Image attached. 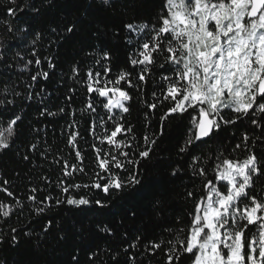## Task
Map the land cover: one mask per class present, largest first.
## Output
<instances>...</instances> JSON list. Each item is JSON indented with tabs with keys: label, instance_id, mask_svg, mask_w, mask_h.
<instances>
[{
	"label": "snow or ice",
	"instance_id": "1",
	"mask_svg": "<svg viewBox=\"0 0 264 264\" xmlns=\"http://www.w3.org/2000/svg\"><path fill=\"white\" fill-rule=\"evenodd\" d=\"M154 3L151 16L109 26L101 23L98 14L115 12L117 0H0V26L9 34L7 39L0 38V65L13 70V61L23 59L14 50L29 49L32 59L23 67L29 72V88L31 82L48 81L57 68L56 55L40 52L38 45L50 52L74 37L91 41L83 60L73 57L60 77L73 85L82 84L86 94L82 106L39 110L41 117L69 118L67 127L72 131L66 147L72 159H65L61 150L52 161L59 165L60 174L55 180L39 175L40 183L28 188L26 199L35 205L36 217L60 206L96 209L106 217L121 201H128L127 214L135 217L147 184L143 161L151 160L157 136L164 134V122L175 119L184 132L169 183L188 177L183 195L190 207L186 220L177 216L162 228L159 239L146 242L144 250L153 256L162 251L164 264H264V0ZM52 9L60 15L56 22L48 19ZM68 91L74 94L75 87ZM45 93V88L28 91L24 99L32 101ZM9 95L22 93L0 80V152L14 145L23 119ZM134 99L143 105L146 127L153 113L163 108L159 133L137 140L135 126L126 120ZM81 120L98 141L90 144L91 174L79 142ZM237 125L243 130L239 136L231 132L235 143L226 155L218 137ZM97 128L102 132L97 133ZM37 148L32 143L29 151ZM46 152L41 153L45 159ZM22 159L31 162L32 158L25 154ZM77 175L87 182H76ZM46 188L58 190L57 195L48 191L41 196ZM0 193L13 198L12 203L0 201V217L13 215V204L21 210L25 206L15 198L12 180L2 173ZM150 195L152 211L162 218L172 190L160 186ZM51 223L49 219L42 226L45 234ZM95 229L114 234L107 219L98 220ZM18 231L12 227L0 232V245L16 247ZM141 240L137 235L124 252L138 250ZM99 255L92 251L88 260L95 264ZM136 258L128 255L129 264H135ZM71 264H80L78 253L71 256Z\"/></svg>",
	"mask_w": 264,
	"mask_h": 264
},
{
	"label": "trees",
	"instance_id": "2",
	"mask_svg": "<svg viewBox=\"0 0 264 264\" xmlns=\"http://www.w3.org/2000/svg\"><path fill=\"white\" fill-rule=\"evenodd\" d=\"M155 7L154 0H117L115 12H105L98 16L101 23H106L109 26L119 25L122 20L151 16ZM48 19L53 22L58 21L60 19L58 10H50ZM8 36L9 34L5 33L3 27L0 26V38L7 39ZM89 43L91 41L86 37H74L63 43L58 51L53 48L50 52H45L44 45H38L40 52L56 55L57 68L48 81L31 82V88L28 87L29 72L23 70L25 62L32 59L29 49L14 50L19 51L23 59L17 57L13 61L15 65L13 70H8L0 65V73H3L0 75V80L22 93L19 97L9 95L8 98L16 101L18 114L23 118L17 129L18 138L14 145L10 149L0 152V173L3 174V178L12 180L15 198L21 200L25 205L21 210L18 205L13 204V215L8 219L0 217V232L6 233L12 227L19 230V244L16 247L0 245V262L3 264H71V256L76 253H78L80 264H91L88 255L92 251L100 253L95 264H129L128 255L130 254L136 255L135 264H141V261L143 264H164L162 251L153 256L144 250V245L150 239H159L162 228L174 222L177 216L186 220L185 211L190 205L185 201L183 193L185 186L189 184L188 177H177L169 183L171 167L175 166V162L178 160L177 145L182 142L184 132L183 126L175 119L164 122V134L157 136L158 143L151 160L143 161L147 184L142 190L141 197L138 198L139 211L135 217L127 214L128 201L116 204L106 217L100 216L99 210L96 209L81 211L71 206L53 208L47 211L43 217L35 216V205L26 199L30 194L28 188L40 183L38 176L42 173L55 180L56 176L60 174L59 165L52 161L54 157L61 154V150L65 159H72V155L66 147V138L72 131L67 127L69 118L60 115L41 117L39 110L44 106L53 112L57 111L58 107L78 110L82 106L81 101L86 98L82 84L73 85L72 81H67L65 78V82L60 77L68 70L73 57L83 60V51L89 50L87 47ZM119 51L120 59L123 60L124 49L120 48ZM70 86L75 87L74 94L69 93ZM40 88L46 89L42 98L32 101L24 99L28 91L35 92ZM148 91L150 94L151 89ZM69 95L73 97L71 101L66 99ZM131 103V111L126 115V120L135 126L137 140H141L144 134L151 136L153 133H159V117L162 115L163 108L153 113L150 125L146 127L143 105L137 103L135 99ZM37 129L39 131H36ZM78 130L81 134L80 145L85 150V165L91 174L93 153L90 150V144L98 143V141L88 134L83 120L80 121ZM242 130L241 126L237 125L231 130L220 133L218 140L222 142L226 155L235 143L231 138V132L235 131L239 136V132ZM100 132L102 129L97 128V133ZM32 143H36L38 148L29 151V146ZM45 150H47V159L41 156ZM25 154L32 158L31 162L22 159ZM16 173L19 175H15ZM76 182H87V179L77 175ZM261 182H264V178H261ZM160 186L172 190L171 200L168 202L165 212L162 213V218L155 215L150 204L153 199L150 193L156 191ZM48 191H51L53 196H56L58 192V190L52 191L51 188H46L40 195L42 196ZM12 200L13 198H8L4 193H0V201L12 203ZM49 219L52 222L51 228L45 234L42 231V226ZM101 219L112 222L113 235L96 231L95 224ZM26 232H30L31 235H25ZM137 235L142 237L141 247L138 250L129 249V252L125 253L124 248ZM137 251H139V255H137ZM113 254H118L115 260L112 258Z\"/></svg>",
	"mask_w": 264,
	"mask_h": 264
}]
</instances>
